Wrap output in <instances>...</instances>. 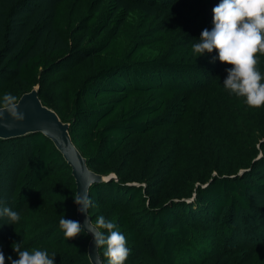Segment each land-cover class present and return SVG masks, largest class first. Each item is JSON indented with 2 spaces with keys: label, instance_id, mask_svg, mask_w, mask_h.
<instances>
[{
  "label": "trees",
  "instance_id": "16d2710c",
  "mask_svg": "<svg viewBox=\"0 0 264 264\" xmlns=\"http://www.w3.org/2000/svg\"><path fill=\"white\" fill-rule=\"evenodd\" d=\"M64 2L76 13L53 12ZM18 3L0 0V88L18 99L37 85L87 167L114 174L90 185L87 211L125 236V264H264V107L229 95L231 66L211 62L215 50L192 52L219 0H26L14 12ZM47 28L54 42L41 46ZM86 60L91 72L77 79ZM74 197L46 137L0 139V209L20 215L14 225L0 218L5 264L18 258L13 243L55 264H90L89 236L66 240L59 226L78 221Z\"/></svg>",
  "mask_w": 264,
  "mask_h": 264
},
{
  "label": "clouds",
  "instance_id": "9594fccd",
  "mask_svg": "<svg viewBox=\"0 0 264 264\" xmlns=\"http://www.w3.org/2000/svg\"><path fill=\"white\" fill-rule=\"evenodd\" d=\"M212 13L213 27L201 32L198 42L192 45L193 54L199 57L215 50L217 55L211 62L219 60L231 66L226 69L227 77L223 81L229 95L242 98L248 108L264 107V75L257 68V56H264V0H219ZM5 113L13 122L25 118L18 111L17 97L11 93H5L0 101V121H5ZM12 126L4 123V127ZM74 202L80 213L88 214L90 201L86 194L77 193ZM0 218H6L7 223L14 225L20 215L5 207L0 209ZM59 226L66 240L74 239L83 231L78 221L65 218L60 219ZM84 227L92 234L95 248H105L107 264H125L130 250L125 236L113 222L100 215L94 224L86 218ZM11 247L18 258L7 257L10 264H55V254L50 256L47 250H22V243H13ZM5 259L0 251V264H5Z\"/></svg>",
  "mask_w": 264,
  "mask_h": 264
},
{
  "label": "water",
  "instance_id": "95a60500",
  "mask_svg": "<svg viewBox=\"0 0 264 264\" xmlns=\"http://www.w3.org/2000/svg\"><path fill=\"white\" fill-rule=\"evenodd\" d=\"M18 111L24 114V120L13 122L7 113L5 121H0V139L19 137L38 132L46 137L55 149L61 154L63 160L70 168V174L74 181L75 196L77 193L88 195L91 184L103 182L114 177V174H98L91 171L85 158L73 144L69 132L68 123L60 120L53 109L41 103L37 95V86L22 93L18 99ZM12 124L11 128L4 127V123ZM75 217L81 224L85 234L89 236L86 244V255L90 264H102L98 249L95 248L93 236L84 227L85 219H90L87 213H80L75 204Z\"/></svg>",
  "mask_w": 264,
  "mask_h": 264
},
{
  "label": "rangeland",
  "instance_id": "374dc122",
  "mask_svg": "<svg viewBox=\"0 0 264 264\" xmlns=\"http://www.w3.org/2000/svg\"><path fill=\"white\" fill-rule=\"evenodd\" d=\"M5 1L8 2V0H5ZM13 1L15 2V0H13ZM13 1L9 0V3L13 2ZM19 1H20V4L18 3V4H15V6H14V12H17L19 8L22 9L25 6L26 0L25 1L24 0H19ZM45 3H47V2L39 4V6L41 5V7H40L41 12L44 13V14H47L45 11H51V13H52V9L50 10L48 4L46 5ZM64 3H65V5H63V6L62 5H58V3H54V8L55 7H60V8L54 9L53 12L56 13V14L58 13L59 15H62V10L72 9L73 13H76V8H77L76 7V5H77L76 3H73V4H70V2H64ZM28 9H30V10H28ZM27 10L28 11L25 12V17L22 16L23 18H20V21H21L20 25L21 26L24 25V23L27 22L30 19L29 16L31 15V11H33L35 13V9H33L32 7H30V8L28 7ZM69 13H71V11ZM69 13H66V16L69 15ZM2 27L4 28V26H2ZM48 31H49L48 28L45 31H41V41H40V45L41 46H46L48 43H53L54 42V40L51 41L49 38H45L47 33H48ZM84 62L86 63V65H85ZM84 62L81 63L79 65V67H78V71H77V75H76L77 79H81L82 77L87 76L91 72L90 68H89V65H88L89 63L87 64L88 61L86 60ZM17 86H19V85H17ZM35 86H37V85H33L32 87H35ZM18 91H20V89ZM4 94H5V90L0 88V101H2V97H3ZM12 95H13V93H12ZM159 132H161V131H159ZM256 199L259 202H261V201L264 200V197L256 196Z\"/></svg>",
  "mask_w": 264,
  "mask_h": 264
}]
</instances>
